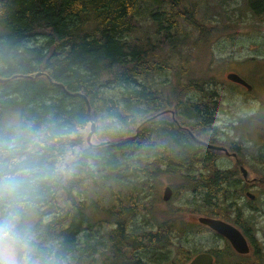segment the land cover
I'll return each mask as SVG.
<instances>
[{
	"label": "trees",
	"instance_id": "16d2710c",
	"mask_svg": "<svg viewBox=\"0 0 264 264\" xmlns=\"http://www.w3.org/2000/svg\"><path fill=\"white\" fill-rule=\"evenodd\" d=\"M142 1L0 0V79H6L0 81V119L20 109L35 118L103 115L121 125L104 138L92 164L54 188L42 205L46 232L60 245L67 264H173L190 253L178 249L180 255L174 256L172 248L181 213L233 220L235 208L246 219L236 200L244 188L242 175L217 169L223 152L194 141L162 111L177 106L179 122L215 145L230 144V139L207 137L216 134L217 121L228 129L238 122L236 127L251 133L256 119L217 120L221 96L214 93L212 77H187L172 91L157 81L172 68L168 55L179 45L173 28L179 31L184 23L204 42L220 33L219 23L200 19L196 4L186 8L183 0H168L170 8L152 13L153 37L129 38L140 27L136 12ZM244 2L248 10L264 13V0ZM78 92L87 97L90 110L83 97L72 95ZM205 109L212 111L211 120H196L208 117ZM148 118L136 138L127 140ZM243 137L238 135L246 144ZM196 165L202 170L194 172ZM162 173L173 180V195L185 204H169L173 215L164 221L148 216L145 223L130 226L160 202L157 179ZM104 208L109 218L93 220Z\"/></svg>",
	"mask_w": 264,
	"mask_h": 264
},
{
	"label": "clouds",
	"instance_id": "9594fccd",
	"mask_svg": "<svg viewBox=\"0 0 264 264\" xmlns=\"http://www.w3.org/2000/svg\"><path fill=\"white\" fill-rule=\"evenodd\" d=\"M120 128L103 115L0 119V264H67L46 232L42 205L54 188L91 165L104 138Z\"/></svg>",
	"mask_w": 264,
	"mask_h": 264
},
{
	"label": "rangeland",
	"instance_id": "374dc122",
	"mask_svg": "<svg viewBox=\"0 0 264 264\" xmlns=\"http://www.w3.org/2000/svg\"><path fill=\"white\" fill-rule=\"evenodd\" d=\"M181 0H179V3ZM181 3L187 8L186 4L190 6L193 4L199 7V18L203 20H211L207 23L209 25H216L217 30L221 29L213 38L207 39L204 42L198 40V32L188 25L181 23L180 30L173 28L171 31L172 38L179 40L178 46L173 47L168 55V61L171 64V69H166L162 73V80L169 91H172L175 85L184 80L187 77L192 78H214L215 86H224L227 82L225 80V73L233 66H239L242 60L252 56H264V14L261 16H255V14L248 10L244 0H183ZM163 8H170L168 0H144L139 4L137 18L140 21V27H138L129 38H147L153 37L156 33V28L152 19V13L156 11H162ZM241 71V68H239ZM184 72V73H183ZM157 75L155 78H157ZM215 86L213 88H215ZM220 92L219 103H224L225 108L231 111L230 114L224 115L226 120H239L238 118L248 119V116H254L255 110L260 111L261 109L256 106L257 103L253 102L254 105L247 106L241 101V96L231 88L228 84L225 89H218ZM235 96L236 103L232 105L229 101V97ZM229 101V102H228ZM231 104L232 107L229 105ZM173 106V105H172ZM175 107V106H173ZM15 114H20V109L13 110ZM12 113V114H14ZM234 115L235 119H231ZM9 116V115H8ZM6 118V115H5ZM214 126H217L218 131L216 134H207V137H214L220 141H227L234 137L236 134L244 135L243 131H234L220 125L217 121ZM219 126V127H218ZM210 130V128H208ZM223 130V131H221ZM228 160L223 158L221 160L222 165H229L230 157ZM203 167L196 165L193 168L194 172L201 171ZM256 176L255 173L251 172L250 177ZM160 183V196L158 202L153 205L152 209L145 212V217L140 215L135 221V225L130 221V226H137L138 222L144 221L148 216H151L154 220L164 221L166 218L172 217L173 214L168 213L169 204L172 205H183L185 199L181 196L173 195L168 201L161 199L162 190L166 184H171L173 180L167 173L157 179ZM246 185V189L238 191L236 200H238L239 206L242 208L247 204L250 199L246 196L245 191L251 190L256 194L254 204H257L256 210L249 211L255 220L254 226L257 228V235L262 238V231L264 232V187L261 185ZM256 185V186H255ZM85 196V195H83ZM84 198V197H83ZM102 209L98 214H93V220L108 219L109 213ZM182 216L192 214L191 211L181 213ZM175 215V214H174ZM91 216V214H90ZM185 219L189 220V217ZM104 228V225H102ZM146 227V225L144 226ZM176 232L175 243L172 248L174 253L178 249H188L189 246L182 241L181 236L183 235V229L181 226ZM102 228V229H103Z\"/></svg>",
	"mask_w": 264,
	"mask_h": 264
},
{
	"label": "flooded vegetation",
	"instance_id": "af4514ba",
	"mask_svg": "<svg viewBox=\"0 0 264 264\" xmlns=\"http://www.w3.org/2000/svg\"><path fill=\"white\" fill-rule=\"evenodd\" d=\"M242 64L245 66L244 71L247 72V74H244L243 76L250 83V85L247 86L238 82H232L234 85L239 87L238 89H240L241 94L244 95V100L261 103L263 110L262 113L264 114V57L261 59H246L242 62ZM230 71H232L233 74H237L239 73L240 69L239 67H234L233 70L231 69ZM249 73L251 75H249ZM254 75L257 76L255 81L253 80ZM226 85L227 83L224 86H215V95H220L218 89H225ZM229 105L232 107L231 104ZM176 108L177 106L168 107L162 112H167L170 115L177 116V112L180 113V109ZM202 110L203 109L197 111ZM205 111L209 114L208 117L201 116V119L196 117V120H211L212 111L208 109H205ZM230 113L231 111L225 108L224 115ZM170 121L175 123L178 129L186 132L189 131V128L185 124H182L179 121L176 122V120ZM255 122L256 124L251 128V133H248L246 130V132H244L243 128L235 126V124L238 122L232 121V128L230 129H233L237 132L243 131V138L246 142H248L246 144L241 142L238 138V135H240L239 133L230 138V144L225 142L223 145L227 148L229 153L223 150V158L228 160L227 156L230 157V162L228 163L229 165L226 166L220 164L221 162H219V166L216 167L217 169L221 167L224 168V170H231L240 176L243 172V166L248 170V174L251 172L255 173L256 175L264 174V116L261 118V120H255ZM207 128H211V126H208ZM217 132L218 131H216V133ZM245 180L242 178L243 182H245ZM257 180L260 183L256 185H261L264 187V179L256 177L255 182ZM254 200L255 198L251 199L247 204L244 205L242 209L243 217H246L247 219L244 220L242 217L237 216V210L234 208L232 209L233 212L231 214L233 216V220H230L234 225L239 227L245 235L250 247L249 253L242 254L238 252L233 247L232 242L228 238L220 235L210 227L200 223L199 220L195 219L193 216L184 215L180 218L183 219L182 221H176V227L181 226L183 229L184 233L181 238L182 241H184V243L189 246L188 250H190V253L184 257L174 258L173 264H189L190 261L200 252L211 253L215 260L213 264H264V232L262 231L261 233L262 238L257 235L258 230L254 226L255 220L250 214L247 213V210H256V206L258 205L254 204ZM186 217H189L190 219L187 220L185 219ZM176 232L173 236L174 238L177 236ZM175 255H180V253L176 252L174 256ZM170 263L171 261L168 260H164L163 262V264Z\"/></svg>",
	"mask_w": 264,
	"mask_h": 264
},
{
	"label": "water",
	"instance_id": "95a60500",
	"mask_svg": "<svg viewBox=\"0 0 264 264\" xmlns=\"http://www.w3.org/2000/svg\"><path fill=\"white\" fill-rule=\"evenodd\" d=\"M232 78L240 80L239 78H237L234 75H231ZM0 81H5L3 79H0ZM147 121L149 120H145L143 121L137 128H136V134L130 135L127 137V140H134L136 138V136L139 133V130L141 128V126L143 124H145ZM176 122H178V120H176ZM189 134L190 136L193 138L194 141L196 142H200L204 145H206L207 147L210 148H215V149H224L226 150L227 153H229V151L227 150L226 147L224 146H220V145H215V144H211L203 139L198 138L195 133L191 130H189ZM104 141H103V145H104ZM243 176L247 177L248 176V171L245 167H243ZM248 196L251 197L252 199L255 198V195L248 191L247 192ZM173 196V188L170 184L166 185L164 190H163V199L165 201H168L172 198ZM198 220L200 222H202L205 225H209L212 229L218 231L220 234H222L223 236L227 237L229 240H231L233 246L237 249V251H239L240 253H247L249 252V245L248 242L246 240V238L244 237V235L242 234V232L240 231L239 228H237L236 226H234L233 224L221 219V218H214V217H210V216H197ZM214 262V258L210 253H206V252H202L200 254H198L191 262L190 264H212Z\"/></svg>",
	"mask_w": 264,
	"mask_h": 264
},
{
	"label": "bare ground",
	"instance_id": "6f19581e",
	"mask_svg": "<svg viewBox=\"0 0 264 264\" xmlns=\"http://www.w3.org/2000/svg\"><path fill=\"white\" fill-rule=\"evenodd\" d=\"M137 13V12H136ZM37 75H39V74H37ZM58 85L61 87V88H65V86L63 85V84H61V83H58ZM67 92L69 93V94H71V92H69L68 90H67ZM72 95H75V96H81V97H83L85 100H86V102L88 103V109L90 110V104H89V101H88V99H87V97L85 96V95H83L82 93H72ZM149 119H151V118H148V119H146V120H149ZM145 121V120H144ZM143 122V121H142ZM141 122V123H142Z\"/></svg>",
	"mask_w": 264,
	"mask_h": 264
}]
</instances>
